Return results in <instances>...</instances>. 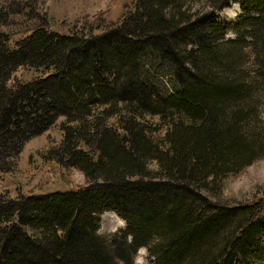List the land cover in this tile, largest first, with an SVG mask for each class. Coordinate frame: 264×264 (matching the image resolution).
I'll list each match as a JSON object with an SVG mask.
<instances>
[{
	"label": "trees",
	"instance_id": "obj_1",
	"mask_svg": "<svg viewBox=\"0 0 264 264\" xmlns=\"http://www.w3.org/2000/svg\"><path fill=\"white\" fill-rule=\"evenodd\" d=\"M26 1L0 3V171L62 117L36 186L62 168L85 183L0 194V264H134L142 246L149 264H264V197L212 198L264 153V0H231L241 7L231 39L215 20L230 0H109L81 30L39 20L11 42L8 17ZM158 60L170 73L160 84L148 73ZM20 66L45 73L8 85ZM105 211L124 229L99 233Z\"/></svg>",
	"mask_w": 264,
	"mask_h": 264
},
{
	"label": "rangeland",
	"instance_id": "obj_2",
	"mask_svg": "<svg viewBox=\"0 0 264 264\" xmlns=\"http://www.w3.org/2000/svg\"><path fill=\"white\" fill-rule=\"evenodd\" d=\"M10 1L0 0V3L4 5L5 3L9 4ZM23 1L18 0L20 5L24 3ZM108 2L109 0H27L23 7L24 15L22 12L20 14L12 13L8 17L10 40L13 42L24 34L27 29L35 27L39 20L45 23V26L49 29L61 33H69L76 29L81 30L83 18L89 16L91 19V17L103 10ZM203 3L204 0H192L193 6L200 7L204 5ZM122 10V4H113L110 12L106 13L105 17L107 20L115 21ZM240 15L241 7L239 1L230 0L228 5L215 11V20L227 23L229 26L224 35L225 39L235 37L236 34L232 28L239 22L238 18ZM94 31L97 32L100 29L96 28ZM250 60L251 58L248 59L247 64H249ZM148 66V73L151 74L149 76L154 82L160 84L163 80L166 82L170 78L169 69L162 67L159 60L157 63L151 62ZM44 73L36 67L20 66L12 72L7 84L11 85L17 80L32 79ZM258 110L259 124L263 125L264 99L260 101ZM61 120L62 117H59L53 125L25 142L17 156L15 170L9 172L0 171V194L14 198L29 193H45L75 188L85 183L83 174L77 169L62 168L49 178L48 183L43 188H37L36 186L39 181L45 178L46 162L41 158L42 149L49 143L59 142L61 131L58 124H60ZM61 172H65L71 178L70 183L59 175ZM257 197H264V153L250 164L229 174L223 180V183L219 185L217 191L212 194L213 200L222 204H239L251 201ZM113 215L112 212H103L98 215L99 233L110 235L124 229V221ZM140 248L134 254V264H143V260L147 259V257L139 253Z\"/></svg>",
	"mask_w": 264,
	"mask_h": 264
},
{
	"label": "clouds",
	"instance_id": "obj_3",
	"mask_svg": "<svg viewBox=\"0 0 264 264\" xmlns=\"http://www.w3.org/2000/svg\"><path fill=\"white\" fill-rule=\"evenodd\" d=\"M139 253L142 254L144 257H148L150 255L148 249L143 246L139 249ZM143 264H149V261L147 259H144Z\"/></svg>",
	"mask_w": 264,
	"mask_h": 264
},
{
	"label": "bare ground",
	"instance_id": "obj_4",
	"mask_svg": "<svg viewBox=\"0 0 264 264\" xmlns=\"http://www.w3.org/2000/svg\"><path fill=\"white\" fill-rule=\"evenodd\" d=\"M114 215H115V214H114ZM114 215H113V216H114ZM108 217H109V216H108ZM117 217H118V216H117ZM113 218H114V217H113ZM118 218H119V217H118ZM112 221H113V220H112ZM112 221H111V222H112ZM111 222H110V223H111Z\"/></svg>",
	"mask_w": 264,
	"mask_h": 264
}]
</instances>
